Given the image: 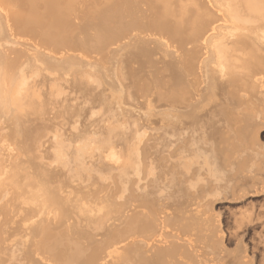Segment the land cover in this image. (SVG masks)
Segmentation results:
<instances>
[{
  "label": "bare ground",
  "instance_id": "bare-ground-1",
  "mask_svg": "<svg viewBox=\"0 0 264 264\" xmlns=\"http://www.w3.org/2000/svg\"><path fill=\"white\" fill-rule=\"evenodd\" d=\"M263 126L264 0H0V264H264Z\"/></svg>",
  "mask_w": 264,
  "mask_h": 264
},
{
  "label": "rangeland",
  "instance_id": "rangeland-1",
  "mask_svg": "<svg viewBox=\"0 0 264 264\" xmlns=\"http://www.w3.org/2000/svg\"><path fill=\"white\" fill-rule=\"evenodd\" d=\"M260 133L264 140V126ZM214 202L221 223H227L231 230L244 232L251 245L254 243L260 247L258 237L261 229L259 224L264 223V191L245 194L236 199L216 198Z\"/></svg>",
  "mask_w": 264,
  "mask_h": 264
}]
</instances>
